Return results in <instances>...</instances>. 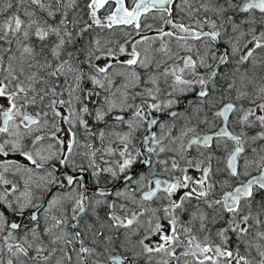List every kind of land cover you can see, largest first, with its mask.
<instances>
[{
    "label": "snow or ice",
    "instance_id": "obj_1",
    "mask_svg": "<svg viewBox=\"0 0 264 264\" xmlns=\"http://www.w3.org/2000/svg\"><path fill=\"white\" fill-rule=\"evenodd\" d=\"M0 264H264V0H0Z\"/></svg>",
    "mask_w": 264,
    "mask_h": 264
},
{
    "label": "flooded vegetation",
    "instance_id": "obj_2",
    "mask_svg": "<svg viewBox=\"0 0 264 264\" xmlns=\"http://www.w3.org/2000/svg\"><path fill=\"white\" fill-rule=\"evenodd\" d=\"M129 4H130V0H129ZM146 22L147 23H154V24L159 23V21H153L151 18H149Z\"/></svg>",
    "mask_w": 264,
    "mask_h": 264
}]
</instances>
